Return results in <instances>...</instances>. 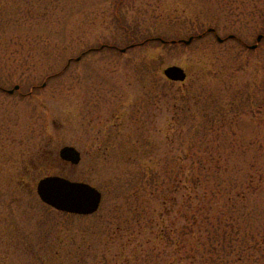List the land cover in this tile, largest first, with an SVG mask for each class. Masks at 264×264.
I'll return each instance as SVG.
<instances>
[{
  "label": "rangeland",
  "instance_id": "374dc122",
  "mask_svg": "<svg viewBox=\"0 0 264 264\" xmlns=\"http://www.w3.org/2000/svg\"><path fill=\"white\" fill-rule=\"evenodd\" d=\"M259 34L264 0H0V264H173L158 227L264 229ZM47 175L96 186L99 209L46 204Z\"/></svg>",
  "mask_w": 264,
  "mask_h": 264
},
{
  "label": "trees",
  "instance_id": "16d2710c",
  "mask_svg": "<svg viewBox=\"0 0 264 264\" xmlns=\"http://www.w3.org/2000/svg\"><path fill=\"white\" fill-rule=\"evenodd\" d=\"M211 28V27H210ZM201 34L215 31H208ZM200 35V34H199ZM177 40V39H176ZM204 168V167H203ZM196 167L193 173L196 174L193 180L194 188L198 190L200 174ZM196 195L197 191H196ZM211 206L215 201L209 203ZM219 218V224L223 218ZM194 223H199L200 214L193 213ZM176 228L179 227H158L157 238L160 244H175L176 259L173 264H264V229L252 227H190L188 237L182 238L179 234L174 236ZM170 240V242H169ZM186 243V244H185ZM187 248L183 255L181 250ZM123 248L122 250H124ZM120 257L125 255L120 253ZM126 261H116L115 264H127Z\"/></svg>",
  "mask_w": 264,
  "mask_h": 264
},
{
  "label": "water",
  "instance_id": "95a60500",
  "mask_svg": "<svg viewBox=\"0 0 264 264\" xmlns=\"http://www.w3.org/2000/svg\"><path fill=\"white\" fill-rule=\"evenodd\" d=\"M233 35H231L232 37ZM263 38L258 35L257 40ZM218 39H223L219 36ZM193 36L188 39H181L186 44L191 43ZM250 47H257V43ZM126 49L123 48L122 51ZM164 75L171 80L184 81L187 78L186 70L179 65H170L163 70ZM16 85L15 88H18ZM11 89L10 92H13ZM60 157L72 164L80 163L82 159L81 152L73 145H65L59 151ZM37 193L41 200L46 204L69 213L92 214L97 211L101 205L102 192L90 183L71 180L60 175H49L41 178L37 183Z\"/></svg>",
  "mask_w": 264,
  "mask_h": 264
}]
</instances>
